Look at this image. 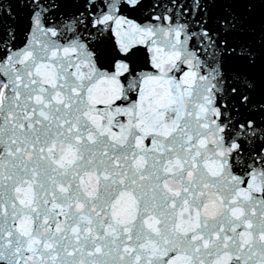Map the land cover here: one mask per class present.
Instances as JSON below:
<instances>
[{
    "label": "snow or ice",
    "instance_id": "obj_1",
    "mask_svg": "<svg viewBox=\"0 0 264 264\" xmlns=\"http://www.w3.org/2000/svg\"><path fill=\"white\" fill-rule=\"evenodd\" d=\"M0 264H264V0H0Z\"/></svg>",
    "mask_w": 264,
    "mask_h": 264
},
{
    "label": "water",
    "instance_id": "obj_2",
    "mask_svg": "<svg viewBox=\"0 0 264 264\" xmlns=\"http://www.w3.org/2000/svg\"><path fill=\"white\" fill-rule=\"evenodd\" d=\"M23 23V22H22Z\"/></svg>",
    "mask_w": 264,
    "mask_h": 264
}]
</instances>
